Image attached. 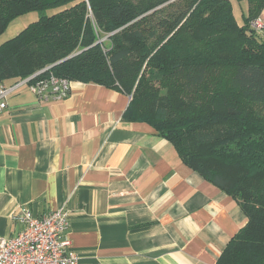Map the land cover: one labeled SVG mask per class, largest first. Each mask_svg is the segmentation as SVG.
Wrapping results in <instances>:
<instances>
[{
    "label": "trees",
    "instance_id": "16d2710c",
    "mask_svg": "<svg viewBox=\"0 0 264 264\" xmlns=\"http://www.w3.org/2000/svg\"><path fill=\"white\" fill-rule=\"evenodd\" d=\"M239 1V0H237ZM230 0H0V83L52 73L129 96L122 114L240 206L246 223L215 264H264V40ZM49 8L58 11L46 15Z\"/></svg>",
    "mask_w": 264,
    "mask_h": 264
},
{
    "label": "crops",
    "instance_id": "0c3cea01",
    "mask_svg": "<svg viewBox=\"0 0 264 264\" xmlns=\"http://www.w3.org/2000/svg\"><path fill=\"white\" fill-rule=\"evenodd\" d=\"M129 99L80 81L61 101H40L27 86L7 98L0 238L22 229L12 219L20 206L36 217L64 209L77 264H215L245 214L149 124L123 120Z\"/></svg>",
    "mask_w": 264,
    "mask_h": 264
},
{
    "label": "built area",
    "instance_id": "2783aa9c",
    "mask_svg": "<svg viewBox=\"0 0 264 264\" xmlns=\"http://www.w3.org/2000/svg\"><path fill=\"white\" fill-rule=\"evenodd\" d=\"M249 29L264 40V19L259 15L249 22ZM0 83V113L7 98L21 86H27L40 101H61L71 89L72 81L50 73L32 82L35 75ZM12 219L22 229L16 236L0 238V264H77L78 256L67 237L68 214L64 209L49 210L36 217L26 206L18 207Z\"/></svg>",
    "mask_w": 264,
    "mask_h": 264
},
{
    "label": "rangeland",
    "instance_id": "374dc122",
    "mask_svg": "<svg viewBox=\"0 0 264 264\" xmlns=\"http://www.w3.org/2000/svg\"><path fill=\"white\" fill-rule=\"evenodd\" d=\"M233 5V12L235 19L239 24H242L244 21V17L248 15V9H249V3L248 0H230ZM58 11L57 8H49L45 10L46 15L53 14L54 12ZM39 12H29L23 16L18 17L15 19L13 23H11L4 33L0 35V41L1 40H8L10 39L11 35H15L18 31H21L28 23L35 21L39 17ZM22 26V28H20ZM15 33V34H12ZM4 40V41H6Z\"/></svg>",
    "mask_w": 264,
    "mask_h": 264
}]
</instances>
